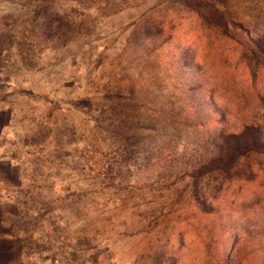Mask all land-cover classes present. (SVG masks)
<instances>
[{"label": "rangeland", "instance_id": "374dc122", "mask_svg": "<svg viewBox=\"0 0 264 264\" xmlns=\"http://www.w3.org/2000/svg\"><path fill=\"white\" fill-rule=\"evenodd\" d=\"M262 35L264 0H0V264H264V153L209 166L264 129Z\"/></svg>", "mask_w": 264, "mask_h": 264}, {"label": "trees", "instance_id": "16d2710c", "mask_svg": "<svg viewBox=\"0 0 264 264\" xmlns=\"http://www.w3.org/2000/svg\"><path fill=\"white\" fill-rule=\"evenodd\" d=\"M199 6L203 7L201 18L204 24L211 26L214 24H223L227 26L228 20L225 14L219 13L216 9L213 10L205 1L200 2ZM50 20L52 21V19ZM50 26L51 24H47L45 29L50 28ZM252 43L256 45V53L263 60L264 35L259 39H253ZM219 153L218 157L215 160L213 159V162L209 165L210 168L224 173L232 172L233 169L237 168V161L240 158L252 154L264 153L263 127L252 122V124L245 125L239 134H228L223 140V145ZM203 205H206V200H204Z\"/></svg>", "mask_w": 264, "mask_h": 264}, {"label": "crops", "instance_id": "0c3cea01", "mask_svg": "<svg viewBox=\"0 0 264 264\" xmlns=\"http://www.w3.org/2000/svg\"><path fill=\"white\" fill-rule=\"evenodd\" d=\"M8 101V99H7ZM7 105H3L2 113L9 112L10 108L16 114L22 112L20 96L18 94V99H15V96H10L9 101L6 102ZM12 103V107L9 104ZM6 119V118H5ZM11 125H20L19 122L13 121L10 119V112L7 116L6 122L2 125L1 134H0V164L2 163L4 166L8 168L17 169L18 173H22L20 171V167H16L14 164H19V156L10 152L11 141L16 138L18 140V136L15 133L11 134L10 126ZM15 137H13V136ZM12 136V137H11ZM13 138V139H11ZM20 140V138H19ZM10 179L7 178L5 172L0 169V253L3 251L4 242L13 241L15 238L20 236V233L23 232L16 224V220L18 221V217H14L12 213V207L14 206L15 197L13 194L8 191L12 186H10ZM13 249V247H11ZM7 264L10 263V260H6Z\"/></svg>", "mask_w": 264, "mask_h": 264}]
</instances>
